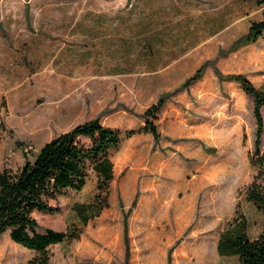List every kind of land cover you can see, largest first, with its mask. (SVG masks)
Listing matches in <instances>:
<instances>
[{
    "label": "rangeland",
    "instance_id": "1",
    "mask_svg": "<svg viewBox=\"0 0 264 264\" xmlns=\"http://www.w3.org/2000/svg\"><path fill=\"white\" fill-rule=\"evenodd\" d=\"M258 1L0 0V168L16 171L84 120L120 134L97 216L81 225L72 209L97 192L91 170L79 191L51 202L55 213H33L39 228L81 230L49 245L47 264H238L215 246L240 222L250 239L261 229L245 189L264 165V106L250 162L251 99L224 76L264 90V32L236 42L264 16ZM158 97L154 141L141 113ZM34 255L0 236V264Z\"/></svg>",
    "mask_w": 264,
    "mask_h": 264
},
{
    "label": "trees",
    "instance_id": "2",
    "mask_svg": "<svg viewBox=\"0 0 264 264\" xmlns=\"http://www.w3.org/2000/svg\"><path fill=\"white\" fill-rule=\"evenodd\" d=\"M257 3H264L259 0ZM264 32V16L250 23L247 31L236 42H254ZM215 75L222 78L216 70ZM200 76V69L188 77L186 87ZM225 79L237 83L242 92L250 97L254 119L253 150L250 162L259 156V140L262 131L260 108L264 106V90L254 87L243 74H229ZM164 101L158 97L141 113V129L150 133L152 139L159 138L152 117ZM2 123L0 122V127ZM134 131L126 130L125 136ZM120 141L117 130L99 123L97 118L84 120L68 130L58 133L45 141L31 159L24 158L14 172L0 168V236L7 234L10 241L32 250L35 255L26 264H47L51 244L77 239L81 230L74 226L64 231L39 228L33 213L53 214L56 208L51 204L68 190L79 191L85 182L88 170L95 176V190L88 204L73 206L81 225L98 215L105 199L100 193L107 190L112 178L109 150L116 148ZM264 165L259 164L255 175L247 185L246 198L260 212L263 223L254 238H248L243 222L222 231L216 241L219 256H236L238 264H264ZM77 209V210H76ZM37 229L41 231L38 232ZM124 258L127 256L126 237L123 232ZM125 260V259H124Z\"/></svg>",
    "mask_w": 264,
    "mask_h": 264
}]
</instances>
